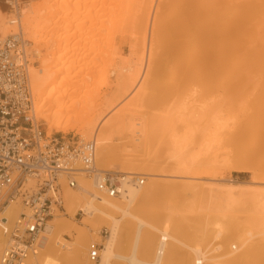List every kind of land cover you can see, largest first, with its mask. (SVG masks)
I'll list each match as a JSON object with an SVG mask.
<instances>
[{"label":"bare ground","instance_id":"6f19581e","mask_svg":"<svg viewBox=\"0 0 264 264\" xmlns=\"http://www.w3.org/2000/svg\"><path fill=\"white\" fill-rule=\"evenodd\" d=\"M165 1L162 13L155 0H16V12L7 0H0V40L22 32L29 53L27 75L35 123L47 136L53 131H75L82 140L93 139L95 168L124 175L118 178L123 192L117 197L98 192L84 171L75 175L77 188L68 187L61 175L65 214L83 211L81 225L56 211L48 224V243L24 264H61L71 253L74 264H115L116 260L170 264L179 249L189 257L183 264H264V0ZM126 41L133 61L124 66L116 63L114 93L97 103L95 86L88 89L90 80L105 79L107 64L113 63ZM148 69L153 78L147 82ZM144 79L148 87L142 85ZM162 80L197 86L200 96L209 100L206 97L188 113L182 107L179 120L185 130L171 134L164 142L166 148L153 155V164L171 168L170 175H164L171 182L137 186L132 180L149 174L143 172L144 162L128 158L126 152L148 146L157 126L152 117L132 113L147 103H162L164 97L162 104L168 101L172 93L162 96L157 91ZM245 88L248 106L234 108L235 95ZM125 96L134 98L107 120L105 112L117 111ZM171 106L166 107L170 115L175 111ZM170 115L159 120H167L166 126ZM115 136L120 146L113 144ZM219 166L253 169L259 185L219 182L214 173ZM162 192L174 199L184 194L202 200L213 210L202 208V214L196 213L193 203L182 206V202L164 203L160 212L146 211L145 202ZM179 198L177 203L182 201ZM20 211L16 201L0 211V254L10 223ZM187 213L200 215L193 218L195 224L184 220ZM100 226L108 227L110 234L99 251L101 260L88 262L74 245L82 241L91 248ZM130 230V249L122 252L120 242ZM148 244L150 254L142 258L141 250Z\"/></svg>","mask_w":264,"mask_h":264},{"label":"built area","instance_id":"2783aa9c","mask_svg":"<svg viewBox=\"0 0 264 264\" xmlns=\"http://www.w3.org/2000/svg\"><path fill=\"white\" fill-rule=\"evenodd\" d=\"M7 3L11 11H17L16 0ZM28 63L22 32L0 40V211L11 201L21 207L8 228L1 264H24L46 246L51 231L48 224L56 211L66 215L61 175L70 188H77L75 175L81 170L95 182L98 192L108 197L123 192L119 176L95 168L93 139L64 133L47 136L35 123ZM132 182L140 186L145 179L138 176ZM76 214L84 215L83 211ZM99 249L93 246L88 253L92 262L98 261Z\"/></svg>","mask_w":264,"mask_h":264},{"label":"rangeland","instance_id":"374dc122","mask_svg":"<svg viewBox=\"0 0 264 264\" xmlns=\"http://www.w3.org/2000/svg\"><path fill=\"white\" fill-rule=\"evenodd\" d=\"M239 1V0H238ZM242 1H244V0H242ZM241 1V2H242ZM246 1V0H245ZM155 2L158 4V8H159V6H160V8L162 7V13H164L165 11H164V9H163V5L165 4V0H155ZM233 2H235V3H239V2H237V0H233ZM157 10H161V9H157ZM128 42L126 41V42H123V44H122V47H121V49H120V51H119V54H118V56H116V58H115V60H113V63L110 65V63H108L107 64V69H108V72H107V74L105 75V76H102V77H105V79H103V78H100V79H96V82H93V80H90V82L92 83H90V88L88 87V89L90 90H93L94 88H95V91L97 92V103H100V102H105L107 99H108V97L111 95L112 96V94L114 93V89H115V85H116V69H115V67H116V65L117 64H123L122 66H124V65H128V64H130L129 63V61H130V58L132 59V55L130 54L131 52V49L129 48L130 46L127 44ZM159 49H158V51H157V53L159 54ZM128 52H130V53H128ZM120 56H122V57H120ZM131 56V57H130ZM155 58L157 59V58H159V55H156L155 56ZM122 61V62H121ZM131 61H133V60H131ZM130 61V62H131ZM117 63V64H116ZM140 62H138V64H139ZM142 63V64H141ZM141 63L139 64L140 65V67H141V71L143 70V67H144V64H145V59L143 60V61H141ZM115 64V65H114ZM111 66V67H110ZM119 66V65H118ZM149 70V69H148ZM114 71H115V73H114ZM150 73V74H149ZM146 74H148L147 76H146V81L148 80H151L152 78H153V75H151V70H149V72L147 71L146 72ZM150 75V76H149ZM145 79H144V81H145ZM143 81V82H144ZM146 81L144 82V83H142V85L143 84H145L146 83ZM147 81V82H148ZM104 84V85H103ZM160 86L158 87V89H161V90H158L157 89V91H161L160 93L159 92H154L153 91V93H154V95H156L157 94V96H158V93L160 94V95H162L161 93L163 92V93H165V94H169V93H172V95H170V96H167L168 97V101H166L165 102V104H162L163 103V101H165L164 99H166L165 97L163 98V101L161 100V102L162 103H160V102H158L157 104H146L145 106H142L141 108H138V109H135V111L132 113V115H136L135 117H137V116H144V117H152L153 119H155L156 120V125L155 126H157V127H155L154 128V131H153V134H152V137H151V140H150V143H148V146H146L145 148H141V149H139V151H136L135 153H133V152H131V151H129V153L128 152H126L127 154H128V158H130V159H134L135 158V160H139V161H142V162H144L143 163V165H144V168L146 169H144L143 170V172H145V173H147V174H149V176H145V175H142V174H140V175H138V176H143L144 177V179H145V182H144V184H143V187H144V185H145V187L146 186H148V184L149 185H151L152 183H165V184H167V183H169V182H171L170 181V178H168V177H166V176H164V175H170L169 173V171H171V168H167L166 166H164L165 168H163V167H159V166H157L156 164H153V155L156 153V152H160V150L161 151H163L164 150V148H166V145H165V143L170 139L169 137H171V134H173V133H177V131H178V134H181V132H183L184 130H185V124H184V122L182 123V121L181 120H179L180 118V116L183 114H180L179 115V113L181 112V108L183 107V111H187V113H188V111L191 109H194V107H198V106H200L201 104H200V101H202V102H204L205 100L207 101V99H208V97H207V99H206V97H203V96H200V94H199V90H198V88H195V87H197V86H187V85H182V86H179V85H176V84H173V83H171V82H168V81H166V80H162V81H160ZM95 86V87H94ZM144 86H147L148 87V83H147V85L145 84ZM94 87V88H93ZM197 90V91H196ZM248 92V89H241V91H239V93L238 94H236L235 95V97H234V101H233V107L234 108H237V107H239V106H248V101H249V97H246V98H244V95H246L245 93H247ZM134 95H136V93L134 94ZM247 95H248V93H247ZM110 96V97H111ZM162 96H164V95H162ZM249 96V95H248ZM109 97V98H110ZM105 98H107V99H105ZM124 98H126V99H124L121 103H119V105L117 106V111H111V110H109V111H106L105 112V114L104 115H106V117H107V120H108V118H113L114 117V115H116L117 114V112L118 111H120L121 109H122V107L123 106H125L132 98H134V96H132L129 100H128V98H129V96L127 97V96H125ZM159 98H162L161 96H159ZM82 99V98H81ZM105 99V100H104ZM172 99V100H171ZM203 99H205V100H203ZM167 100V99H166ZM209 100V99H208ZM100 101V102H99ZM170 101V102H169ZM173 101H175V102H173ZM168 102H169V104H168ZM179 102V103H178ZM173 103H175L176 105H175V107H174V104ZM77 104H79V103H77ZM121 104V105H120ZM171 104H172V106H171ZM181 104V105H180ZM161 105H163V106H161ZM171 106V107H174V108H171V109H174L175 111H173L172 112V110H171V115H170V113H169V109H167L166 107L167 106ZM179 105V106H178ZM197 105V106H196ZM176 107H177V109H176ZM180 107V108H179ZM187 107V109H185V108ZM193 107V108H192ZM99 111L101 110V109H103V105H101V106H99ZM247 108V107H246ZM115 109V110H116ZM120 109V110H119ZM158 109V110H157ZM179 109V110H178ZM185 109V110H184ZM137 110V111H136ZM160 110H162V111H160ZM168 111V113L169 114H167V113H165V111ZM178 110V111H177ZM152 112V113H151ZM164 113H165V116H164ZM174 113H175V115H176V117L174 116ZM186 113V114H187ZM113 114V115H112ZM138 114V115H137ZM159 114V115H158ZM184 114H185V112H184ZM185 114V115H186ZM109 115H111V116H109ZM166 115H170L169 117L172 119H170L169 118V120L168 121H170V123H166V126L164 125V123L167 121H165V122H163L162 120H164L165 118L164 117H166ZM172 115H173V117H172ZM183 116V115H182ZM187 116V115H186ZM157 117H158V119H157ZM160 118H164V119H161V121L159 120ZM173 118H174V120H173ZM157 121H160V122H163L162 124L160 123V122H157ZM172 121V122H171ZM176 121V122H175ZM179 121H180V123H179ZM171 123H172V127H171ZM173 123H176V124H173ZM179 123V124H178ZM182 123V124H181ZM40 124V123H39ZM170 124V125H169ZM168 125V126H167ZM177 125V126H176ZM181 125V126H180ZM164 128H163V127ZM171 128H170V127ZM174 126V127H173ZM169 128V130H168V128ZM157 128V129H156ZM161 128H163V129H161ZM165 128L167 129V130H165ZM176 128V129H175ZM171 129V130H170ZM176 131H175V130ZM163 130V131H162ZM172 130H174V131H172ZM162 131V132H161ZM165 131V132H164ZM167 131V132H166ZM170 131V132H169ZM154 132H155V135H154ZM157 132V133H156ZM158 132H160V134L158 133ZM165 133V135H164V133ZM56 133H61V132H56V131H53L50 135H53V134H56ZM169 134V136H167V134ZM64 134H74L75 135V131H70V132H68V133H64ZM161 134H162V136H164V137H162L161 136ZM76 136H78V135H76ZM166 137V138H165ZM90 138H92V137H90ZM115 139H114V141H113V144L114 145H116V146H120L121 145V141H119V139H118V137L117 136H115L114 137ZM161 138H163V141H162V139ZM89 139V138H88ZM168 139V140H167ZM167 140V141H166ZM165 142V143H164ZM131 153V154H130ZM138 163H140V162H138ZM114 169V171H118L119 170V168L118 167H115V168H113ZM253 169H251V170H237V169H232L231 167H227V166H219L217 169H215V171H214V173L215 174H217V178H218V181L219 182H224V183H228L229 181H230V183H245V184H251V185H255V186H258L259 185V181H258V179H256V175H257V173L255 172V171H252ZM166 171V172H165ZM235 173H237V174H235ZM162 174V175H161ZM115 175H117V176H124V175H121V174H116L115 173ZM168 179V180H167ZM220 179V180H219ZM162 181V182H161ZM166 181V182H165ZM169 181V182H168ZM258 181V182H257ZM172 182H174V181H172ZM175 182H178V181H175ZM184 182V181H183ZM186 182V181H185ZM257 182V183H256ZM178 183H180V182H178ZM182 183V182H181ZM176 195V194H175ZM168 196H170V197H168ZM174 197V195H167V194H165V193H160L158 196H155L153 199H149V200H147L146 202H145V204H144V209L146 210V211H148V212H160V210L163 208V207H165L168 203L169 204H179V205H181L182 204V202H183V204H182V206L183 205H186V206H189V205H191L192 203V208L194 207L195 209V211H196V213H201L202 211H201V209L203 210V212L205 211V209L207 210V208L208 209H211V206H209V205H207L205 202V204L203 203V201L202 200H197V199H195L196 200V203L194 202L195 200L193 199V200H190V199H192L190 196V198L188 199V196L187 195H185L184 196V194H182V195H176L178 198L180 197V196H182V198H181V203L179 202V203H177L178 202V198H176V199H174L173 197ZM173 199H172V198ZM170 198V199H169ZM180 198H179V200H180ZM184 198V199H183ZM171 200H173V202L171 201ZM174 200H177V201H174ZM171 201V202H170ZM189 201H190V203H189ZM148 202V203H147ZM187 202V203H186ZM166 205H165V204ZM189 203V204H188ZM146 205V206H145ZM178 205V206H179ZM194 205V206H193ZM203 205V206H202ZM198 206V207H197ZM208 206V207H207ZM200 207V208H199ZM149 208V209H148ZM158 208H159V210H158ZM164 209V208H163ZM211 210H213V208L211 209ZM201 211V212H200ZM202 212V213H203ZM76 213V212H75ZM195 212H193V214H194ZM201 213V214H202ZM213 213V212H212ZM212 213H210L209 214V216L211 215V218H212ZM188 214V215H187ZM187 214H185L184 216H186V218H184V220L186 219V222L187 223H189V224H195L196 222H192V220H193V218H194V220H196V218L197 217H199V216H197L196 217V215H198V214H196V215H192V214H189V213H187ZM189 215L192 217L191 218V222H188V220L190 221V218H189ZM62 216L63 217H66V218H68V219H70V220H72V221H74L76 224H78V225H81V216L79 215V214H74V215H64V214H62ZM182 215H180V217H181ZM188 216V217H187ZM179 217V218H180ZM181 219V218H180ZM188 219V220H187ZM199 219V218H198ZM184 220H182V222L184 221ZM193 220V221H194ZM198 221V220H197ZM185 221L183 222V224H184V226L185 225H188L187 223H186ZM108 231V232H105V231ZM95 234H97V238H95L94 239V241L91 243V248L93 247V246H96V247H98L99 246V251L104 247V245H105V240H106V238L109 236V234H110V231H109V229H108V227H104V226H100L99 228H98V230L96 231V232H94ZM129 237V238H128ZM88 238L89 239H91L89 236H88ZM131 240H132V230H130V231H128L127 233L125 232V234L123 235V238H122V240H121V242H120V249H121V251L122 252H127L129 249H130V244H131ZM229 243H231V241L229 242ZM229 243H227V248L228 249H230V246H229ZM86 246V244H84V242H79V244H77V245H74V250H82L83 251V258L86 260V257H87V261L88 262H92L90 259H89V255H88V253L91 251V248H89V247H85ZM146 246V247H145ZM150 244H148V245H144L143 246V248H142V250H141V257L142 258H147L148 256H149V254H150ZM146 250V251H145ZM85 251V252H84ZM147 251H149V252H147ZM179 254H178V256L176 257V258H174V259H172L171 261L172 262H170V264H183V262L185 263L186 262V260H185V258L187 259V260H189L188 258V256L186 255V253H185V251L183 250V249H179ZM181 253V254H180ZM185 253V254H184ZM86 254V255H85ZM99 254V253H98ZM145 255V256H144ZM84 256H86V257H84ZM182 256V257H181ZM187 256V257H186ZM185 257V258H184ZM178 258V259H177ZM180 258V259H179ZM183 259H184V261H183ZM101 260V258H100V255H99V260L98 261H100ZM174 260V261H173ZM97 261V262H98ZM96 262V263H97ZM182 262V263H181ZM169 263V262H168ZM61 264H74V258H73V254L71 253L69 256H68V258H66V259H63L62 260V263ZM115 264H127L126 262H124V261H120V260H116L115 261Z\"/></svg>","mask_w":264,"mask_h":264},{"label":"trees","instance_id":"16d2710c","mask_svg":"<svg viewBox=\"0 0 264 264\" xmlns=\"http://www.w3.org/2000/svg\"><path fill=\"white\" fill-rule=\"evenodd\" d=\"M235 174H237V173H235Z\"/></svg>","mask_w":264,"mask_h":264}]
</instances>
